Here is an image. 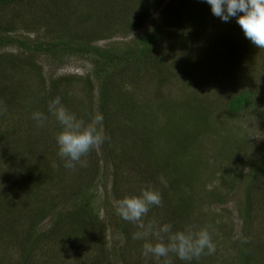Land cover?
Instances as JSON below:
<instances>
[{
  "label": "trees",
  "instance_id": "obj_1",
  "mask_svg": "<svg viewBox=\"0 0 264 264\" xmlns=\"http://www.w3.org/2000/svg\"><path fill=\"white\" fill-rule=\"evenodd\" d=\"M168 1L0 0V264H157L142 254L144 241L132 238L140 229L117 211L120 200L148 186L160 191L162 206L150 209L145 224L207 229L215 252L221 240L232 243L236 264H253L264 252V133L254 140L241 124L246 117L264 127V49L204 0L162 9ZM25 28L35 36L19 37ZM143 29L130 41L98 44ZM8 48L14 51L2 52ZM75 56L91 62L88 74L45 71ZM183 60L190 81L173 88L170 67ZM198 73L213 85L202 86ZM56 97L87 125L103 117L104 140L88 153L94 178H84L85 168L75 179L55 169L65 166L55 139L62 126L48 111ZM36 112L47 117L43 127L32 119ZM50 143L53 164L41 150ZM108 175L112 187L101 205L99 186ZM234 193L238 236L226 209L212 207ZM217 255L167 259L203 264Z\"/></svg>",
  "mask_w": 264,
  "mask_h": 264
},
{
  "label": "clouds",
  "instance_id": "obj_2",
  "mask_svg": "<svg viewBox=\"0 0 264 264\" xmlns=\"http://www.w3.org/2000/svg\"><path fill=\"white\" fill-rule=\"evenodd\" d=\"M212 14L222 22L236 19L247 38L258 49H264V0H204ZM48 111L55 116L62 126L55 137L59 148L58 155L65 160L66 168H74L76 164L86 166L82 157L96 145L101 144L104 137L99 132L102 126V115H96L93 123L87 125L84 120L78 119L68 111L56 97L48 105ZM32 119L38 127H43L47 117L36 112ZM160 183L167 186L164 176L159 178ZM162 206V195L159 190L148 186L141 190L139 195L125 197L118 202L117 211L120 217L137 226L139 231L133 234L134 240H143L142 254L153 257L157 264L164 258L163 264H171L167 259L174 253L181 261L191 262L199 258L207 250V254L215 253V244L207 229L193 231L191 228L173 231L171 223H159L155 220L145 224L144 218L153 207ZM149 237L154 238L149 239ZM243 242H247L245 239Z\"/></svg>",
  "mask_w": 264,
  "mask_h": 264
},
{
  "label": "rangeland",
  "instance_id": "obj_3",
  "mask_svg": "<svg viewBox=\"0 0 264 264\" xmlns=\"http://www.w3.org/2000/svg\"><path fill=\"white\" fill-rule=\"evenodd\" d=\"M175 3V0H169L166 4H164V6L162 7V9H166L169 6H173V4ZM162 10H160L155 16H154V20H159L162 18ZM25 20H27L28 22L31 23L32 20L34 19H30L29 18H25ZM153 24V23H152ZM152 24L150 23L149 26H152ZM32 27V26H29ZM144 31L143 30H138V32L134 33L133 35H131L130 37H123V36H116L114 38H112L111 40H106V41H102L99 42L98 44H100L101 46H108L110 44L113 43H121L122 41H130L131 38L135 37L136 35H139L140 33H142ZM19 37H26V36H30L33 37L35 36V34H31V32L25 28L22 29L21 31L19 30L17 32ZM20 35H24V36H20ZM14 51V48H8V49H4L2 52L3 53H10ZM177 57V56H175ZM175 57L171 58L174 59ZM256 61V65L258 64L259 61L262 62V59H260V56H257L255 58ZM50 63V62H49ZM188 62L180 61L179 64H176L171 68V74L173 75V79H171V86H173V88L175 87H179V86H185L186 82L190 81V74L188 73ZM92 65L91 62L84 57H80V56H75V57H71L69 58V60H67V62L59 64V63H55V64H48V68L45 69V71L47 73H49L51 70H57L58 74H64V75H75V76H83L88 74V72L91 70ZM197 73V71H195ZM197 76V78L199 79V82H201V85H213V83L211 82L210 79H208V77L205 74H195ZM195 75H193V77H195ZM202 76V77H201ZM195 79V78H194ZM192 80V78H191ZM197 80V79H195ZM144 82L146 83V87L151 89L150 86H148L147 84L151 83L152 81L149 79H146ZM249 84L253 87L258 89L259 85L254 81H250ZM170 86V87H171ZM207 86V87H208ZM128 87V85H127ZM172 88V89H173ZM168 89V88H167ZM76 91L78 92V95H80L81 97L82 95V90L81 88L78 86L76 88ZM166 92V91H165ZM9 119V118H8ZM7 119L5 126L8 124L9 120ZM242 120V126L246 129H249L251 134H254V140H258L261 139L264 133V127L262 129H260V126L258 124V122L256 120L252 121L246 117L241 118ZM263 122L262 124L264 125V117L262 118ZM261 123V122H260ZM261 124V126H263ZM55 147L52 145V143L49 144V146L46 148V145H42L41 146V150H44L43 152V158L47 159V161H51L52 164L56 161V158L54 157L53 154H48L47 150H52ZM212 149V148H210ZM54 151V150H53ZM82 160L86 161V166H81L79 164V168L78 170H74L73 168H66L65 166L60 165V163H58L55 167V169H60L61 168H66L67 170V174L68 172H70V174L73 176V178L75 179L76 177V172L81 171L82 169L85 168V173H84V178H94V174H93V170H92V163L94 162L93 159V155H86L84 157H82ZM210 164L212 165V162H210ZM210 165V166H211ZM53 176H55V174H53ZM99 179L101 180V177H99ZM104 181L100 182V194H99V202L101 203V205H105L106 202H104L106 200V197L108 195V192L111 189V180H110V176L108 175L105 179H103ZM72 181H70V179H68L67 184L71 185ZM240 198L239 193L237 194H233V201L228 202L225 205L222 206H212L214 209L223 212V209H226V216L231 218L234 221V227H235V236H238L239 234V230L241 229V225H240V221L238 218V208H237V204L236 201H238V199ZM98 204V202H97ZM104 207V206H103ZM105 211H103L102 216H105ZM228 239V238H227ZM222 241V245L219 248V250L217 252H215V255L218 253V255L215 258H207L204 260L203 264H236V249H234V246L232 245L231 242L225 241V239L221 240ZM217 242V241H216ZM254 258H256V260L254 261L253 264H264V252L260 253L259 255L255 256Z\"/></svg>",
  "mask_w": 264,
  "mask_h": 264
}]
</instances>
